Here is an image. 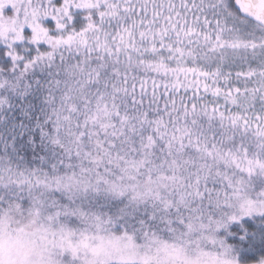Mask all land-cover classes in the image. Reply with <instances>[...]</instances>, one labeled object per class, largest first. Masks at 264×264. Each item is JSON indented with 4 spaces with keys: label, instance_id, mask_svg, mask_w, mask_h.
Listing matches in <instances>:
<instances>
[{
    "label": "snow or ice",
    "instance_id": "6c2138e0",
    "mask_svg": "<svg viewBox=\"0 0 264 264\" xmlns=\"http://www.w3.org/2000/svg\"><path fill=\"white\" fill-rule=\"evenodd\" d=\"M0 264H264V0H0Z\"/></svg>",
    "mask_w": 264,
    "mask_h": 264
}]
</instances>
